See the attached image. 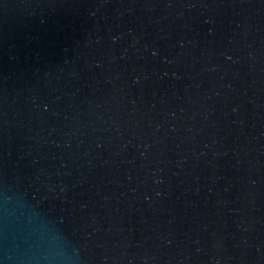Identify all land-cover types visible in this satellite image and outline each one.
<instances>
[{"label": "water", "instance_id": "95a60500", "mask_svg": "<svg viewBox=\"0 0 264 264\" xmlns=\"http://www.w3.org/2000/svg\"><path fill=\"white\" fill-rule=\"evenodd\" d=\"M0 264H264V0H0Z\"/></svg>", "mask_w": 264, "mask_h": 264}]
</instances>
